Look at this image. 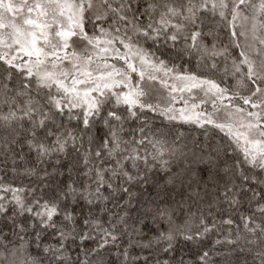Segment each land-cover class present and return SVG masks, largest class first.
Returning <instances> with one entry per match:
<instances>
[{
  "label": "snow or ice",
  "instance_id": "1",
  "mask_svg": "<svg viewBox=\"0 0 264 264\" xmlns=\"http://www.w3.org/2000/svg\"><path fill=\"white\" fill-rule=\"evenodd\" d=\"M0 264H264V0H0Z\"/></svg>",
  "mask_w": 264,
  "mask_h": 264
}]
</instances>
